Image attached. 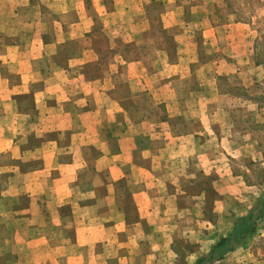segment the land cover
I'll list each match as a JSON object with an SVG mask.
<instances>
[{"label": "crops", "instance_id": "1", "mask_svg": "<svg viewBox=\"0 0 264 264\" xmlns=\"http://www.w3.org/2000/svg\"><path fill=\"white\" fill-rule=\"evenodd\" d=\"M114 8L108 11L101 4L96 10L111 35L129 43L138 32L124 33L132 26L125 24L130 18L124 19V9ZM62 26L57 23L63 33ZM85 33L89 30L46 38L37 31L23 45L11 42L0 50V156H8L6 162L0 160V174L7 178L0 191V215L12 218L2 223L11 238L0 246L12 245L19 264H126V256L110 263L104 254L112 246L107 232L118 236L126 226L145 225L142 221L159 231L168 210L183 209L177 199L186 192L168 188L179 181L171 165L182 166L184 180L213 173L215 182L224 184L238 177L219 159L224 140L210 127L207 100L203 109L202 95H192L195 101L189 106L170 87V77L183 66L180 56L169 62L167 53L159 52L163 68L155 75L166 79L160 83L149 68L155 64L140 57L126 59L127 51L123 55L116 49L112 55L117 62L109 63L98 79L89 68L98 51ZM83 36L91 43L80 46ZM65 40L78 41V46L64 48ZM43 59L47 62L42 64ZM124 67L130 78L117 80ZM120 83L124 87L117 94ZM26 96L34 101L35 113L22 105ZM218 187L219 193H233L228 186ZM124 190L134 205L132 220L121 205ZM202 206L203 201L200 214ZM146 256L153 264V253Z\"/></svg>", "mask_w": 264, "mask_h": 264}, {"label": "rangeland", "instance_id": "2", "mask_svg": "<svg viewBox=\"0 0 264 264\" xmlns=\"http://www.w3.org/2000/svg\"><path fill=\"white\" fill-rule=\"evenodd\" d=\"M101 4L108 11L114 7L128 11L123 13L124 19L125 15L130 18L125 24L132 26L124 33L136 30L134 39L121 43L111 35L112 30L104 27L101 21L104 16L98 12ZM75 20L81 22L71 26ZM57 23L63 25V33L58 31ZM84 30H89L84 36L89 34L98 51L97 62L89 66L90 73L98 79L106 74L109 63L117 62L113 60L114 50L121 49L122 54L127 51L126 59L140 57L146 63L155 64L150 65V71H154L156 80L162 83L166 81L165 76L155 75V71L163 68V56L159 53L163 51L169 62L179 61V56L182 58L180 71L175 70L176 75L170 77L174 78L170 87L177 97L191 106L194 96L202 95L203 109L207 100L205 112L210 116V127L224 140L219 159L228 173L238 177L224 184H217L213 173L199 176L195 181L184 180V176L179 175L182 166L174 163L170 167L174 179L179 181L169 183L168 188L186 192L177 199L183 209L168 210L163 215L166 222L159 231L144 221L143 226H126L118 236L108 230L112 246L104 252L110 263L126 256V264H148L146 254L153 253V264H195L199 258L207 256L214 243L230 234L237 218L264 201V0H0V50L11 42L19 41L23 45L24 39L37 31L49 38L53 34L79 35ZM84 36L79 37L80 46L91 43ZM75 46L78 41L63 43L64 48ZM187 64L188 72L184 68ZM8 74L14 73L9 71ZM11 77L17 80V76ZM116 78L127 81L129 69L124 67ZM123 87L120 83L117 94ZM167 95L169 91L162 97ZM157 98L154 101H158ZM144 100L149 97L144 95ZM24 101V108L35 113L31 96H26ZM158 111L163 113V107ZM7 158L6 154L0 156L3 162ZM6 180V175L0 174V191L6 186ZM216 186H223L225 190L228 186L233 193H219ZM127 190L122 194L121 205L132 220L135 209ZM200 192L204 194L203 199L193 196ZM67 209L65 207V212ZM9 219L8 215H0L1 242L10 241L11 232L2 224ZM72 232L69 228L68 235ZM119 241L121 247L115 243ZM13 249L9 243L0 246V264H19ZM99 249L103 248L97 247ZM100 263L97 260L96 264ZM20 264L29 263L21 261ZM203 264H264V214L253 233L239 246L221 259Z\"/></svg>", "mask_w": 264, "mask_h": 264}, {"label": "trees", "instance_id": "3", "mask_svg": "<svg viewBox=\"0 0 264 264\" xmlns=\"http://www.w3.org/2000/svg\"><path fill=\"white\" fill-rule=\"evenodd\" d=\"M264 214V201L261 200L246 215L240 216L233 223L232 231L228 236L220 238L211 246L207 256L199 258L195 264H203L212 260H219L222 256L239 246L241 242L255 230L257 221Z\"/></svg>", "mask_w": 264, "mask_h": 264}]
</instances>
